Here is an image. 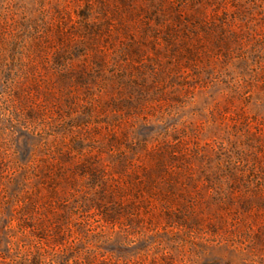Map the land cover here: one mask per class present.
Returning <instances> with one entry per match:
<instances>
[{
	"label": "rangeland",
	"instance_id": "rangeland-1",
	"mask_svg": "<svg viewBox=\"0 0 264 264\" xmlns=\"http://www.w3.org/2000/svg\"><path fill=\"white\" fill-rule=\"evenodd\" d=\"M0 264H264V0H0Z\"/></svg>",
	"mask_w": 264,
	"mask_h": 264
}]
</instances>
